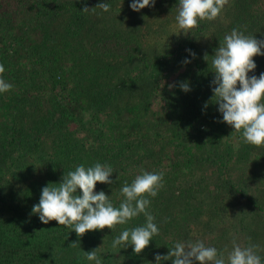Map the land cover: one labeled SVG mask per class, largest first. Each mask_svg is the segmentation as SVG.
Instances as JSON below:
<instances>
[{"label":"trees","instance_id":"16d2710c","mask_svg":"<svg viewBox=\"0 0 264 264\" xmlns=\"http://www.w3.org/2000/svg\"><path fill=\"white\" fill-rule=\"evenodd\" d=\"M104 2L115 0H0V75L13 85L0 93V203L7 206L0 212V264H95L84 252L96 248L102 264H155V255H166L175 242L197 240L226 259L234 239L258 245L264 264V145L244 144L220 122L211 100L213 55L234 28L214 30L203 45L189 42L179 59L190 62L167 74L166 62L152 61L156 55L145 51L140 33L98 23L102 10L91 8ZM177 7L178 0H155L140 12ZM262 30L260 22L248 34L262 40ZM255 57L248 75L258 78L264 66ZM132 58L141 59L138 67L128 63ZM185 82L188 92L179 87ZM26 156L35 168L7 189L6 174L15 176L10 168ZM97 162L113 168L114 182H98L94 192L104 191L116 207L120 188L142 169L164 174L148 207L159 234L139 255L131 246L113 249L112 242L124 229L142 226L143 214L112 230L87 232L77 248L69 246L77 240L70 228L31 214L43 187ZM235 197L246 208L236 224L222 226Z\"/></svg>","mask_w":264,"mask_h":264},{"label":"clouds","instance_id":"9594fccd","mask_svg":"<svg viewBox=\"0 0 264 264\" xmlns=\"http://www.w3.org/2000/svg\"><path fill=\"white\" fill-rule=\"evenodd\" d=\"M154 3L155 0H132L130 8L139 12L145 7L154 6ZM227 4L228 0H178L175 17L178 34L188 35L198 27L200 21H214ZM95 8L108 12L110 5L98 3L91 9ZM89 10L85 6L82 12ZM262 49L264 40L245 35L234 28L224 36L212 59L214 79L211 84L215 86L211 100H215L218 112L222 114L220 122L239 133L244 144L256 147L264 145V73L258 78L248 73L256 68L253 57L264 55ZM191 55L194 57L195 53ZM207 56L205 54V60ZM189 62L185 60L183 63ZM4 71L3 65H0V74ZM12 87L0 75V93ZM179 87L184 92L190 91L187 82ZM204 107H207V103ZM113 172L111 166L99 162L91 167L83 164L76 166L74 171L63 175L60 183H50L41 189L39 202L33 205L31 214L38 215L42 224L56 221L58 226L74 231L77 240L69 244L73 248L79 247L80 238L87 232L104 228L112 230L143 214L146 219L142 226L124 229L112 242L113 249L131 246L133 253L139 255L159 234L155 217L148 212V207L149 197H155L163 187L164 174L142 169L130 184L126 181L120 188L119 195L123 199L116 207L104 191L94 192L98 182L108 185L114 182L110 179ZM258 248V245L251 243L242 246L234 239L225 259L223 253H218L215 247L206 246L203 241H177L166 255L156 254L154 259L155 264L169 260L171 264H262L261 256L257 254ZM97 249L84 252V255L88 261L102 264Z\"/></svg>","mask_w":264,"mask_h":264},{"label":"rangeland","instance_id":"374dc122","mask_svg":"<svg viewBox=\"0 0 264 264\" xmlns=\"http://www.w3.org/2000/svg\"><path fill=\"white\" fill-rule=\"evenodd\" d=\"M131 3L132 0H115L108 12L101 11L99 13L102 19L98 20V23L110 24L111 22L117 24L130 32L135 31L137 37L140 33L141 38L145 42V51H149V55H156L152 58V61L163 58L166 62L162 72L167 74L173 73L185 65L183 62L188 60V57L184 59H179V57L182 53H186L191 41L203 45L206 40L211 39V32L217 29L224 30L227 27L236 28L245 35L250 36L251 34H248V32L256 30L260 22L264 27V0H228V4L225 5L221 14L214 21H200L198 27L192 29L188 35H184L183 33L178 34L179 30L175 21L177 10L165 9L157 13L144 14L140 11H132L130 8ZM255 18L254 25H252ZM226 31V34H230L231 32L229 29ZM262 32L264 31L262 30ZM255 59L258 62L259 68H263L264 55L256 56ZM128 63L138 67L141 59L132 58L128 60ZM31 158L33 157L26 156L23 158L22 166L17 164V166L10 168V172H14L13 174L16 177L12 174H6L7 180L8 178H12L8 182H3L6 184L7 189L10 183L13 186L21 183L28 168H35L37 163L32 161ZM242 199L235 197L228 203L229 207H232L235 211L228 215L227 222L225 220L222 226H225L227 223L236 224L239 213H243L244 211L242 210L246 208V202H243ZM6 208V204L0 203V212L5 214ZM237 242L241 244L242 241L239 239Z\"/></svg>","mask_w":264,"mask_h":264}]
</instances>
